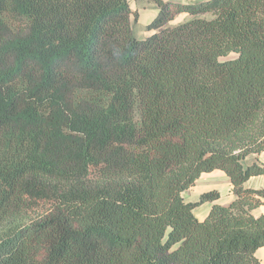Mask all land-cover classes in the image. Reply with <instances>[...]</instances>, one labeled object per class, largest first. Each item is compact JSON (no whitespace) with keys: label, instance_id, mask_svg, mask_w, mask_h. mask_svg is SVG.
<instances>
[{"label":"trees","instance_id":"16d2710c","mask_svg":"<svg viewBox=\"0 0 264 264\" xmlns=\"http://www.w3.org/2000/svg\"><path fill=\"white\" fill-rule=\"evenodd\" d=\"M150 1L0 0V264H261L264 0Z\"/></svg>","mask_w":264,"mask_h":264},{"label":"rangeland","instance_id":"374dc122","mask_svg":"<svg viewBox=\"0 0 264 264\" xmlns=\"http://www.w3.org/2000/svg\"><path fill=\"white\" fill-rule=\"evenodd\" d=\"M145 24H147L146 17L143 16V17H140L138 24H137L138 25L137 28L134 27V33L138 40H143L144 38L148 36L147 31H145V27H144ZM139 26L140 27L143 26V29L140 30ZM249 161H251V158L248 160V162ZM213 189L219 191L222 197L221 199L222 202L228 201V198H229L228 195L230 194V186H229L227 178L225 177L224 173H222L221 171H214L212 173L202 175L197 180V182L195 183L193 187H191L189 190L185 191L182 194V197L185 201L186 200L197 201L198 197L203 192H207ZM207 207H208V204L198 206L197 208H195L194 214L198 218H201L206 212ZM256 256L259 259L260 263L264 264V248L263 250H259L256 253Z\"/></svg>","mask_w":264,"mask_h":264},{"label":"crops","instance_id":"0c3cea01","mask_svg":"<svg viewBox=\"0 0 264 264\" xmlns=\"http://www.w3.org/2000/svg\"><path fill=\"white\" fill-rule=\"evenodd\" d=\"M163 1H166V0H163ZM169 1L179 2V3H183V4H190V3L203 2L206 0H169ZM128 3H129L131 10L133 12H135L137 15L136 20L135 21L132 20L133 30H134V27L137 28V26H138L137 24H138L140 17H143V16L146 17V23L147 24H145V26H144V27H146L150 23V21H152L156 17V15L158 13L157 7L150 0H128ZM187 18H188V16L186 14L179 15L171 24H177V23L184 22L185 20H187ZM139 28L141 30V29H143V26H141V27L139 26ZM147 34L149 35L148 32H147ZM250 158H251V161L252 160H258L259 162L264 163V152L258 156H251ZM246 186H248L250 188H254V189H264V176L251 177L246 182ZM213 190H215V189H213ZM228 197L229 198H228L227 202H229L231 200V197H232L231 194H229ZM221 199H222V197L220 198L218 203H222V204L227 203V202H222ZM186 201L194 202L191 200H186ZM205 204H208V207H207L206 212L204 213V215L201 218H198L194 214L198 220H203L206 217V215L208 214V211H209L211 204H209V203H205ZM263 212H264V206H261L258 209L254 210L253 214L259 215ZM259 250H263V248H261Z\"/></svg>","mask_w":264,"mask_h":264}]
</instances>
